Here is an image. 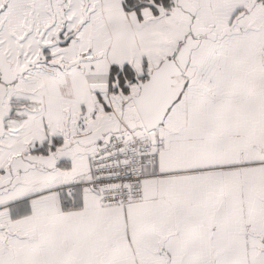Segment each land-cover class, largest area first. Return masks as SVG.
I'll return each mask as SVG.
<instances>
[{
    "label": "snow or ice",
    "instance_id": "1",
    "mask_svg": "<svg viewBox=\"0 0 264 264\" xmlns=\"http://www.w3.org/2000/svg\"><path fill=\"white\" fill-rule=\"evenodd\" d=\"M0 264H264V0H0Z\"/></svg>",
    "mask_w": 264,
    "mask_h": 264
}]
</instances>
